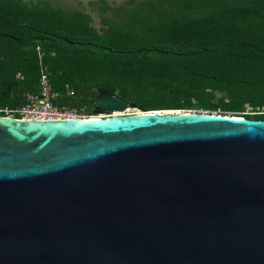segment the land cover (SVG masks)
Returning <instances> with one entry per match:
<instances>
[{
  "label": "water",
  "instance_id": "95a60500",
  "mask_svg": "<svg viewBox=\"0 0 264 264\" xmlns=\"http://www.w3.org/2000/svg\"><path fill=\"white\" fill-rule=\"evenodd\" d=\"M0 119V264H264L263 120Z\"/></svg>",
  "mask_w": 264,
  "mask_h": 264
},
{
  "label": "trees",
  "instance_id": "16d2710c",
  "mask_svg": "<svg viewBox=\"0 0 264 264\" xmlns=\"http://www.w3.org/2000/svg\"><path fill=\"white\" fill-rule=\"evenodd\" d=\"M19 13L14 0H0V50L39 43L88 52L118 67L140 85L175 100L189 102L195 98L201 102L191 89L199 82L225 92L239 105L264 107V0H159L149 9L125 17L124 31L118 28L115 32L128 42L119 45L67 37L65 32H82L85 27L60 10L46 8L40 17L31 14L24 20L18 18ZM25 58L22 56L13 70L24 74V80L0 74L1 109L18 107L25 93L37 92L41 71L35 57ZM3 67L0 70L7 72ZM47 70L51 90L60 95L57 104H74L64 97L57 65L50 64ZM66 78L77 96L89 95L95 101L96 91L103 90L127 101L109 86L80 83L77 87ZM142 108L144 112L183 111L177 103ZM128 110L126 113L132 112ZM252 120L264 121V115Z\"/></svg>",
  "mask_w": 264,
  "mask_h": 264
},
{
  "label": "rangeland",
  "instance_id": "374dc122",
  "mask_svg": "<svg viewBox=\"0 0 264 264\" xmlns=\"http://www.w3.org/2000/svg\"><path fill=\"white\" fill-rule=\"evenodd\" d=\"M19 9L18 18L24 20L27 15L34 14L40 17V11L46 8L60 10L65 14L71 15L73 21L79 22L85 27L82 32H65L67 37L79 39H95L102 42L119 45L127 44V38L121 37L116 33L118 28L124 31L125 17L133 11H144L150 5L159 0H14ZM131 42V40H129ZM31 59L35 57L38 71H43L50 81V73L47 66L55 63L58 68L57 76L60 77L59 83H63V89L75 90L70 85L80 87V83L89 85H105L113 89L116 94H123L128 103H132L135 109L132 112L139 114L136 110H143L142 107H162L169 103H177L181 110L199 114H215L233 117H254L264 115V107L252 108L246 103L234 102L225 92L206 88L202 83L196 82L192 86V93L198 99H191L189 102L175 100L160 91L140 85L130 78L124 71L119 70L112 64H108L95 54L88 52H77L72 50L59 49L45 44H29L14 49L7 48L0 50V66L7 72L1 75L12 76L15 80H24V74L19 70L14 71L17 62L22 58ZM61 73H64L61 77ZM12 74V75H11ZM51 84V81H50ZM52 86V85H51ZM76 87V88H77ZM69 89V90H71ZM127 111V110H126ZM129 111V110H128ZM128 113V112H127ZM131 114V115H134ZM128 115V114H126Z\"/></svg>",
  "mask_w": 264,
  "mask_h": 264
},
{
  "label": "built area",
  "instance_id": "2783aa9c",
  "mask_svg": "<svg viewBox=\"0 0 264 264\" xmlns=\"http://www.w3.org/2000/svg\"><path fill=\"white\" fill-rule=\"evenodd\" d=\"M23 97V103L18 107L0 108V117L45 122L99 116V114L92 113L95 101H92L89 95L77 96L69 89L65 90L64 97L72 99L74 104H57L60 95L51 90L47 75L43 71L37 79V92L25 93Z\"/></svg>",
  "mask_w": 264,
  "mask_h": 264
},
{
  "label": "bare ground",
  "instance_id": "6f19581e",
  "mask_svg": "<svg viewBox=\"0 0 264 264\" xmlns=\"http://www.w3.org/2000/svg\"><path fill=\"white\" fill-rule=\"evenodd\" d=\"M128 111V109H126ZM126 110L122 111V112H110V113H102L99 114V116L96 117H90V118H80V119H74L76 121H87V120H97V119H113V118H121V117H129V116H142L144 114H154V115H164V116H176V115H182V114H187V113H191V112H185L183 111H149V112H144L142 110H136V112H139V114H134L135 112H128L126 113ZM130 110H135V109H130ZM126 114H134V115H126ZM205 116H219L221 117V115H213V114H203ZM225 116V115H223ZM225 117H230V116H225ZM233 117V116H232ZM0 120H7V119H0Z\"/></svg>",
  "mask_w": 264,
  "mask_h": 264
}]
</instances>
